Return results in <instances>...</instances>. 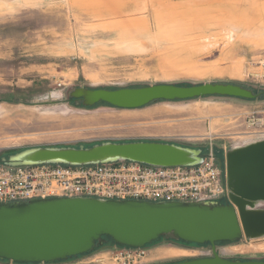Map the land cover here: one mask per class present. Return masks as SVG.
<instances>
[{
    "label": "rangeland",
    "instance_id": "374dc122",
    "mask_svg": "<svg viewBox=\"0 0 264 264\" xmlns=\"http://www.w3.org/2000/svg\"><path fill=\"white\" fill-rule=\"evenodd\" d=\"M207 82L257 96L125 109L78 104L71 95ZM142 140L199 148L203 157L213 151L225 169L229 151L264 140V0H0V164L30 147ZM122 248L109 241L66 261L30 264H170L213 255L210 244L166 237L135 261ZM217 251L264 259V235L221 241ZM11 262L0 260L20 264Z\"/></svg>",
    "mask_w": 264,
    "mask_h": 264
},
{
    "label": "water",
    "instance_id": "95a60500",
    "mask_svg": "<svg viewBox=\"0 0 264 264\" xmlns=\"http://www.w3.org/2000/svg\"><path fill=\"white\" fill-rule=\"evenodd\" d=\"M77 103L107 102L133 109L167 100L211 95L255 98L257 94L234 83L179 85L157 83L139 87L76 88ZM202 150L164 141H104L91 146H37L11 154L9 165L46 162L93 164L131 160L151 165H194ZM232 202L149 201L95 197H50L29 201H0V259L14 262H55L93 251L105 235L122 246L146 247L167 239L209 243L212 256L177 260L170 264H264V259L228 258L217 244L236 242L245 235H264V140L233 149L227 155Z\"/></svg>",
    "mask_w": 264,
    "mask_h": 264
},
{
    "label": "built area",
    "instance_id": "2783aa9c",
    "mask_svg": "<svg viewBox=\"0 0 264 264\" xmlns=\"http://www.w3.org/2000/svg\"><path fill=\"white\" fill-rule=\"evenodd\" d=\"M194 165H151L117 160L93 164H0V201L50 197H95L149 201L232 202L227 167L213 151ZM128 261L145 255V247L123 246Z\"/></svg>",
    "mask_w": 264,
    "mask_h": 264
},
{
    "label": "trees",
    "instance_id": "16d2710c",
    "mask_svg": "<svg viewBox=\"0 0 264 264\" xmlns=\"http://www.w3.org/2000/svg\"><path fill=\"white\" fill-rule=\"evenodd\" d=\"M99 103H105V104H108V105H111V104H109V103H107V102H99ZM96 104H98V103H96ZM111 106H113V105H111ZM115 107V106H114ZM105 237V243L106 242H109V241H111V242H113V243H115V244H117L114 240H113V238L111 237V236H108V235H105L104 236ZM161 237H165V236H161ZM160 237V238H161ZM158 240V239H157ZM154 242V241H153ZM188 242V241H187ZM190 243H193V242H190ZM219 243V242H218ZM207 244H209V243H207ZM117 245H120V244H117ZM148 245V244H147ZM146 245V246H147ZM99 246V245H98ZM97 246V247H98ZM120 246H122V245H120ZM96 247V248H97ZM89 252H92V251H89ZM89 252H87V253H89ZM84 254H86V253H84ZM80 255H83V254H80ZM77 256H79V255H77ZM74 257H76V256H73V257H70V258H68V259H71V258H74ZM68 259H66V260H68ZM0 260H2V261H10V260H5V259H0ZM66 260H58V261H55V262H60V261H66ZM16 263H24V262H16ZM31 263H39V262H31ZM46 263H53V262H46ZM24 264H26V263H24ZM28 264H30V263H28Z\"/></svg>",
    "mask_w": 264,
    "mask_h": 264
},
{
    "label": "crops",
    "instance_id": "0c3cea01",
    "mask_svg": "<svg viewBox=\"0 0 264 264\" xmlns=\"http://www.w3.org/2000/svg\"><path fill=\"white\" fill-rule=\"evenodd\" d=\"M79 262H82V261L79 260L77 262H71L70 264H74V263H77L78 264ZM11 263H14V262H11Z\"/></svg>",
    "mask_w": 264,
    "mask_h": 264
},
{
    "label": "bare ground",
    "instance_id": "6f19581e",
    "mask_svg": "<svg viewBox=\"0 0 264 264\" xmlns=\"http://www.w3.org/2000/svg\"><path fill=\"white\" fill-rule=\"evenodd\" d=\"M2 163H5V162L2 161ZM5 164H6V163H5ZM172 166H173V165H172ZM174 166H175V165H174Z\"/></svg>",
    "mask_w": 264,
    "mask_h": 264
},
{
    "label": "flooded vegetation",
    "instance_id": "af4514ba",
    "mask_svg": "<svg viewBox=\"0 0 264 264\" xmlns=\"http://www.w3.org/2000/svg\"><path fill=\"white\" fill-rule=\"evenodd\" d=\"M6 158H8V157H6ZM258 204L256 203V206H257ZM172 263V262H171Z\"/></svg>",
    "mask_w": 264,
    "mask_h": 264
}]
</instances>
